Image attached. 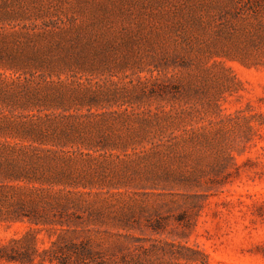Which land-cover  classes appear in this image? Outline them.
<instances>
[{"label":"rangeland","instance_id":"1","mask_svg":"<svg viewBox=\"0 0 264 264\" xmlns=\"http://www.w3.org/2000/svg\"><path fill=\"white\" fill-rule=\"evenodd\" d=\"M247 3L0 0V264H264Z\"/></svg>","mask_w":264,"mask_h":264},{"label":"trees","instance_id":"2","mask_svg":"<svg viewBox=\"0 0 264 264\" xmlns=\"http://www.w3.org/2000/svg\"><path fill=\"white\" fill-rule=\"evenodd\" d=\"M263 1L264 0H247L248 3L245 6H248V8H247L248 10H252V12H257L258 10L260 11L264 8ZM16 173L8 172V173H6V175L12 176V177H18V174H16ZM195 261H197V259ZM203 263L204 264L207 263V258H206V260H203V262H200V263L197 262V264H203Z\"/></svg>","mask_w":264,"mask_h":264}]
</instances>
